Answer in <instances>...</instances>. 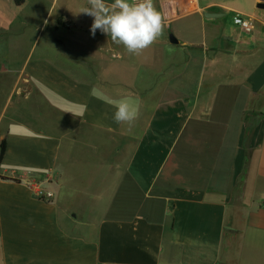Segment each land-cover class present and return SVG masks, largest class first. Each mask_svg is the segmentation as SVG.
Listing matches in <instances>:
<instances>
[{
  "label": "crops",
  "instance_id": "1",
  "mask_svg": "<svg viewBox=\"0 0 264 264\" xmlns=\"http://www.w3.org/2000/svg\"><path fill=\"white\" fill-rule=\"evenodd\" d=\"M153 2L132 55L87 0H0V264H264V0Z\"/></svg>",
  "mask_w": 264,
  "mask_h": 264
},
{
  "label": "clouds",
  "instance_id": "2",
  "mask_svg": "<svg viewBox=\"0 0 264 264\" xmlns=\"http://www.w3.org/2000/svg\"><path fill=\"white\" fill-rule=\"evenodd\" d=\"M83 13L93 18L90 33L97 30L110 37L116 45H122L129 54L140 55L149 48L163 31V17L153 0H87ZM115 123L131 125L138 116L137 110L127 99L113 103Z\"/></svg>",
  "mask_w": 264,
  "mask_h": 264
},
{
  "label": "built area",
  "instance_id": "3",
  "mask_svg": "<svg viewBox=\"0 0 264 264\" xmlns=\"http://www.w3.org/2000/svg\"><path fill=\"white\" fill-rule=\"evenodd\" d=\"M233 22L236 26H238L244 32H250L252 29V23L239 15H235L233 18ZM46 195L44 193H39V198L44 199Z\"/></svg>",
  "mask_w": 264,
  "mask_h": 264
},
{
  "label": "trees",
  "instance_id": "4",
  "mask_svg": "<svg viewBox=\"0 0 264 264\" xmlns=\"http://www.w3.org/2000/svg\"><path fill=\"white\" fill-rule=\"evenodd\" d=\"M13 1L16 5H20L23 3L24 0H13ZM5 146H6L5 141H2L0 143V163H1L3 156H4V153H5Z\"/></svg>",
  "mask_w": 264,
  "mask_h": 264
},
{
  "label": "water",
  "instance_id": "5",
  "mask_svg": "<svg viewBox=\"0 0 264 264\" xmlns=\"http://www.w3.org/2000/svg\"><path fill=\"white\" fill-rule=\"evenodd\" d=\"M257 7L260 8V9H264V4H258ZM204 16L207 17V18H215V17H218L219 15H217V14H204ZM169 40L172 43H176V40L172 36H169Z\"/></svg>",
  "mask_w": 264,
  "mask_h": 264
},
{
  "label": "rangeland",
  "instance_id": "6",
  "mask_svg": "<svg viewBox=\"0 0 264 264\" xmlns=\"http://www.w3.org/2000/svg\"><path fill=\"white\" fill-rule=\"evenodd\" d=\"M11 43H7V42H4V43H0V54H1V52L4 50V48H6V47H10L11 45H10Z\"/></svg>",
  "mask_w": 264,
  "mask_h": 264
}]
</instances>
